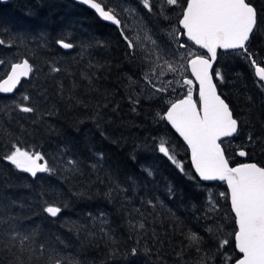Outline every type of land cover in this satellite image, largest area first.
<instances>
[{
  "label": "trees",
  "instance_id": "1",
  "mask_svg": "<svg viewBox=\"0 0 264 264\" xmlns=\"http://www.w3.org/2000/svg\"><path fill=\"white\" fill-rule=\"evenodd\" d=\"M252 2L262 22L249 42V51L264 66V0ZM177 13L172 11L175 20ZM148 23L158 37L168 39L169 27L165 21ZM61 38H70L75 47L63 50L56 43ZM0 39L6 41L0 45V59L5 61L0 64V79L6 76L10 63L23 58L34 66L29 79L13 94H0V214H14L21 231L34 232L38 242L55 246L62 255L80 264H179L176 253L186 243L183 233L189 230L205 236L206 249L215 251L218 239L210 238L205 232L206 226L214 224L223 226L219 238L229 239L221 251L233 259L239 256L234 237L229 235L235 229L229 200L219 195L227 192L225 185L202 183L196 177L186 146L157 115L167 108L164 99L151 96V91L145 90L146 66L142 52L138 48L129 49L116 26L71 0H0ZM82 45L89 47L82 50ZM90 62L100 67L90 68ZM52 66L61 71L50 73ZM215 67L224 76L223 83L217 82L218 92L242 121L241 131L234 137L240 139L238 144L242 147L227 150L231 164L254 162L264 166L262 83L244 56L234 52H220ZM84 72L95 73L96 90H90L88 82L81 78ZM130 78L135 82L131 86ZM74 82L79 87L73 89ZM61 83L63 93L59 88ZM24 95L30 100L23 101ZM70 96L75 99H69ZM129 96L138 98L139 104L133 105ZM21 102L35 105L37 112H20L15 105ZM249 133L253 142L248 140ZM162 139L174 149L183 171L159 152ZM13 142L45 154L56 172L33 178L15 169L3 159ZM239 148H244L248 156L239 158ZM62 151L65 160L73 158L83 162V175L71 180L65 178L68 174L59 159ZM94 153H103L99 175L104 178V184L95 182L96 173L89 167L96 163ZM107 174L128 189L124 195L131 198V203L105 197ZM209 197L218 205L212 219L206 215ZM61 199L67 208L58 217L42 211L44 200L59 203ZM141 199H151L156 204L155 210L141 204ZM134 207L140 208L147 217L148 232L139 245L136 243L139 236L130 232L127 224L129 218L141 219L139 214L132 213ZM101 212L106 214L114 241L104 238L98 226L94 236L70 231L73 222L91 228L89 213L98 216ZM56 237L63 243H58ZM3 239L6 242L8 237ZM133 247L138 249L135 256L131 255ZM48 254L45 251L40 256L38 250L34 254L24 252L22 259L25 264H45ZM194 256V252H184L185 260ZM9 258L11 253L2 250L0 244V260ZM212 264H224V257L217 255Z\"/></svg>",
  "mask_w": 264,
  "mask_h": 264
},
{
  "label": "snow or ice",
  "instance_id": "2",
  "mask_svg": "<svg viewBox=\"0 0 264 264\" xmlns=\"http://www.w3.org/2000/svg\"><path fill=\"white\" fill-rule=\"evenodd\" d=\"M79 2L95 10L103 20L116 25L129 49L139 48L146 53L144 59L150 63L148 64L149 70L144 73V80L154 89L153 95L168 93L169 89L175 92L174 84L181 88L187 86L182 96L169 100L167 108L157 115L159 119L170 124L187 144L191 151L192 165L199 180L222 181L227 185V192H221L219 195L230 201L231 212L234 213L235 229L229 235L234 237L235 249L240 255L233 259L221 251L229 244V239L219 238L223 226L214 224L206 226L205 232L209 234L210 238L215 236L218 239L215 251L206 249L205 236L189 230L183 233L186 243L183 244L181 251L176 253L179 264H212L217 255L224 257V264H264V166L254 162L232 166L225 140L239 135L242 121L234 115L229 103L218 92L217 82L223 83L224 76L218 68L214 67L220 58L219 50L242 55L252 65H257L254 54L249 51V42L262 22L257 7L254 6L252 0H184L183 3L182 0H160L159 15L162 19H169L167 16L169 11L180 9L177 13L179 27L170 28L168 35L177 44L178 49H184V55L190 57L187 59V65L181 64L180 67L184 72L190 71L194 78L190 79L184 75L180 80L165 81L160 78L167 73L175 74L179 69L174 63L164 59L165 49L161 48L157 40L152 37L150 30L146 26H142L143 36L137 35L134 38L125 33L126 25L123 23L122 17L125 15L138 16L135 7L125 3L124 0H114V2L113 0H79ZM140 3L149 13H154L156 0H140ZM182 37L186 39H182ZM56 43L63 49L75 47V44L70 42V38L58 39ZM5 44L6 41L0 39V45ZM145 44L152 47H145ZM191 45L206 51L203 54L192 51ZM8 47L11 45L9 44ZM87 47L89 45H82V50H86ZM167 47L170 48L171 45L169 44ZM171 54L177 55L178 50ZM153 56H155V60H152ZM160 60H163L167 73L164 71V66L158 63ZM4 63L5 61L0 59V64ZM9 66L10 72H6V78L0 79V93L14 92L21 84V78H28L34 72L33 64L26 58L20 62L10 63ZM88 67H100V65H93L90 62ZM60 71L59 67H50V73ZM93 76L95 73L92 75L87 72L81 74V78L88 82L90 90H96L93 85ZM256 76L260 81H264V67H256ZM156 80H160V86H157ZM132 83L135 82L130 78V86ZM72 87L75 89L79 85L74 82ZM59 88L63 93L62 83ZM261 88L264 90V84L261 85ZM69 99H75V97L70 96ZM161 99H163V95H161ZM22 100L29 101L30 97L24 95ZM129 100L133 105L140 102L138 98L132 96H129ZM77 102L79 103V101ZM13 103L15 104V101ZM15 106L23 113H36L38 110L35 105L30 106L22 102ZM135 110L133 107L132 111ZM248 140L253 142L251 133L248 135ZM159 152L183 171V165L176 159L175 151L168 141L163 139L160 141ZM94 155L96 163L90 164L89 167L96 173L95 182L104 184V178L99 175L102 169L103 153H94ZM237 155L247 157L248 152L241 148ZM64 157L65 152L62 151L59 154V159L63 164L64 172L68 174L66 179L71 180L77 175L84 174L82 161L73 158L65 160ZM3 159L15 169L28 173L33 178H37L38 173L54 174L57 170L45 154L38 150L19 146L15 142L11 144ZM151 174L149 170L148 175ZM107 179L108 188L105 197L110 201L120 198L131 203V198L124 195L128 189L122 187L111 174H107ZM169 193L171 194V189H169ZM73 195H82V193H73ZM141 204H146L153 210L156 208V204L151 199H141ZM43 205L42 211L53 218L58 217L67 208V203L62 199L59 203L56 201L50 203L44 200ZM217 209L216 201L209 197L206 210L207 218L212 219V213ZM132 213L139 214L141 217L139 220L131 218L127 220L130 232H135L139 236L136 241L139 245L140 240L148 232L145 224L147 217L140 208L134 207ZM132 213L129 215L131 216ZM89 218L92 221L91 228L88 225L73 222L70 231L74 229L77 232H87L89 236H94L96 235L94 229L98 226V231L103 234L104 238L114 241L105 213L101 212L98 216H92L89 213ZM17 219L18 217L14 214L8 216L0 214V244H2V250L11 253V258L7 261L0 260V264H25L22 254L24 252L34 254L37 250L40 256H43L45 251L49 253L45 264H80L74 258L62 255L55 246L38 242L34 232L21 231L15 223ZM152 235L155 237L154 230ZM4 237H8L6 242ZM56 240L58 243H63L59 237H56ZM17 244L20 245L18 249ZM30 245H35V247H30ZM137 251V247H133L131 255L135 256ZM185 251L194 252L195 256L190 260H185ZM37 259L39 260L40 257ZM30 260L31 256H29Z\"/></svg>",
  "mask_w": 264,
  "mask_h": 264
},
{
  "label": "rangeland",
  "instance_id": "3",
  "mask_svg": "<svg viewBox=\"0 0 264 264\" xmlns=\"http://www.w3.org/2000/svg\"><path fill=\"white\" fill-rule=\"evenodd\" d=\"M113 2H114V0H113ZM124 2L130 4L133 7H135L137 9L138 14H139L138 16L125 15L124 17H122L123 23L126 25L125 32H127V35L130 36V37H133V38L136 37L137 35L143 36L144 33L141 31V27L142 26H146L147 29L150 30V33H151L152 37L157 40V42L160 45V47L165 49V51H164V59H167L170 62L174 63L176 65V67L179 69V71L177 73H175V74L167 73V68H166V66H164L163 60L158 61V63L161 66H164V71L167 73V75H165L164 77H161L160 79L165 80V81L166 80H180L182 78V76H184V75H187L188 78L192 79L190 74H189V72H184L183 68L180 67L181 64H184L186 66L187 65V59L190 58V57H187V56L184 55L185 50L184 49H178L177 44L174 41L172 42L170 40V37H169L168 33L166 34V35H168V39L167 40L161 39L160 37H158V34L157 33L155 34V31L153 30V27L148 23L150 21L152 23H157V21L159 20L160 22L161 21H165L166 22V26L169 27V29L170 28H178L179 26H178L177 23L173 24L174 16L171 15V13H170L171 11H169L167 13V16L169 17V19H162L160 17V15H159V12H160V0H156V6H158L159 10H157L155 8L154 9V13H149L146 9H144L142 3H140V0H124ZM161 35H163V33ZM182 39H183V37H182ZM169 44L171 45L170 48L167 47V45H169ZM145 47L150 48L152 46L149 45V44H145ZM139 50L142 52L143 57H144L146 55V53L143 52L141 49H139ZM177 50H178V54L173 56L171 53L177 52ZM191 50L198 52L193 45H191ZM254 58L257 61V65H252L249 60H247V59H245V60L248 63H250V65L252 66V70L255 73V71H254V67L255 66H259V67H264V66L261 64V59L256 58L255 56H254ZM152 60H155V56L152 57ZM149 63H150V61H146L145 60V66H146L145 67V72H147L149 70L148 69V64ZM155 83L157 84V86H160V80H156ZM261 83L263 84L262 81H261ZM144 84H145V87H146L145 90L149 89L151 91L150 94L152 96V94L154 92V89L151 87V85L147 84V82L145 80H144ZM173 86L176 89L175 92H173V91H171V89H169L168 93H165V94L156 93L155 94L158 97H161V95H163V99H164L166 105H168V101L169 100H174V99H177L180 96H182L184 94V92L186 91V88H187V86H185L184 88H181V87H179L178 85H175V84ZM239 140L240 139H232V140L226 141L225 142V146H226L227 150H230V149H232V147H235V146L242 147V144H238ZM239 149H241V148H239ZM233 154H234V152L232 153V155Z\"/></svg>",
  "mask_w": 264,
  "mask_h": 264
},
{
  "label": "water",
  "instance_id": "4",
  "mask_svg": "<svg viewBox=\"0 0 264 264\" xmlns=\"http://www.w3.org/2000/svg\"><path fill=\"white\" fill-rule=\"evenodd\" d=\"M3 2H5L6 0H2ZM71 1H73V2H75V3H77V4H79V5H82V6H84V7H86V8H88V9H90L91 11H93L95 14H97L96 12H95V10H93V9H91L90 7H88L87 5H84V4H82V3H80L79 2V0H71ZM98 15V14H97ZM105 21V20H104ZM106 23H108V24H111V25H113V26H116V25H114V24H112L110 21H105ZM117 27V26H116ZM186 39V38H185ZM194 47L197 49V50H200V51H202L203 53L206 51V50H203V49H199L198 48V46H195L194 45ZM63 49V48H62ZM63 50H65V51H69V50H71V49H63ZM220 52H231V51H224V50H219ZM23 59H25V58H23ZM22 59V60H23ZM21 60V61H22ZM216 65V64H215ZM215 65H214V67H215ZM257 67V66H256ZM256 69V68H255ZM256 71V70H255ZM8 72H10V69H9V71ZM189 74H190V71H189ZM190 76H191V74H190ZM30 77V76H29ZM29 77L28 78H21V83L23 82V81H26V80H28L29 79ZM4 78H6V76L4 77ZM191 78L192 79H194L192 76H191ZM259 79V78H258ZM263 82V84H264V81H262ZM18 87H19V85L17 86V88H16V90L18 89ZM16 90H14V92L16 91ZM218 90V89H217ZM14 92H12V93H8V94H4V93H0L1 95H4V96H8V95H11V94H13ZM168 124V123H167ZM169 125V127L172 129V131L178 136V138L184 143V145L186 146V148H187V150H188V152H189V160H190V164H191V167H192V169H193V172L195 173V175H196V177L199 179V177L197 176V174H196V172H195V169H194V167H193V165H192V160H191V151H190V149L188 148V146H187V144L184 142V140H183V138L182 137H180V135H179V133H177L176 132V130L170 125V124H168ZM234 138V137H233ZM233 138H231V139H233ZM231 139H228V140H231ZM227 140H225V142H226ZM239 151V150H238ZM238 151H237V153H238ZM239 157V156H238ZM239 158H244V157H239ZM242 163H245V162H242ZM235 165H237V164H235ZM235 165H232V166H235ZM38 174H43V173H38ZM202 183H222V184H224L225 185V187H226V189H227V185H226V183L225 182H222V181H202V180H200ZM229 205H230V201H229ZM230 210H231V205H230ZM232 213V212H231ZM232 215L234 216V213H232ZM234 246H235V241H234ZM237 251V250H236ZM237 253H238V251H237ZM238 255H240L239 253H238Z\"/></svg>",
  "mask_w": 264,
  "mask_h": 264
},
{
  "label": "flooded vegetation",
  "instance_id": "5",
  "mask_svg": "<svg viewBox=\"0 0 264 264\" xmlns=\"http://www.w3.org/2000/svg\"><path fill=\"white\" fill-rule=\"evenodd\" d=\"M156 9L159 10V9H158V6H156ZM175 10L179 12L180 9H179V8H176ZM170 13H171V15H172V11H171ZM172 16H173V15H172ZM173 20H174V21H173V24H176V23L178 24V19L175 20V18H174ZM159 23H160V21L158 20V21H157V24H159ZM19 62H20V61H19Z\"/></svg>",
  "mask_w": 264,
  "mask_h": 264
}]
</instances>
